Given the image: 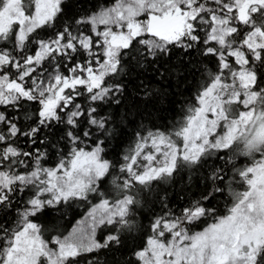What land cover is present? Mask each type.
I'll return each mask as SVG.
<instances>
[{
	"label": "snow or ice",
	"instance_id": "obj_1",
	"mask_svg": "<svg viewBox=\"0 0 264 264\" xmlns=\"http://www.w3.org/2000/svg\"><path fill=\"white\" fill-rule=\"evenodd\" d=\"M0 264H264V0H0Z\"/></svg>",
	"mask_w": 264,
	"mask_h": 264
},
{
	"label": "trees",
	"instance_id": "obj_2",
	"mask_svg": "<svg viewBox=\"0 0 264 264\" xmlns=\"http://www.w3.org/2000/svg\"><path fill=\"white\" fill-rule=\"evenodd\" d=\"M163 115L169 116L170 113L165 112V113H163ZM83 211L84 210L82 208H80V209H73L72 211L69 212V215L67 217V220L64 223H66L69 226V228H70L71 223H74V221L76 219H79L80 216H81V214L83 213ZM117 258H119V254H117Z\"/></svg>",
	"mask_w": 264,
	"mask_h": 264
}]
</instances>
